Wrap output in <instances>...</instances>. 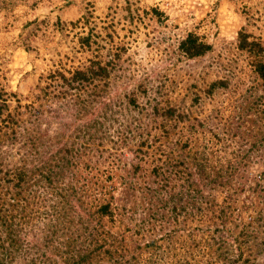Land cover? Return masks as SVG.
I'll return each mask as SVG.
<instances>
[{
	"label": "trees",
	"instance_id": "16d2710c",
	"mask_svg": "<svg viewBox=\"0 0 264 264\" xmlns=\"http://www.w3.org/2000/svg\"><path fill=\"white\" fill-rule=\"evenodd\" d=\"M152 11L157 13L156 10ZM88 40V35L80 37V42L86 47ZM234 43L237 49L246 54L251 73L263 81L264 88V45L250 39V34L242 28L235 33ZM176 49L184 59L195 61L210 52L211 45L188 31L178 40ZM113 66L111 59L104 63L89 59L85 66L72 70L68 76L59 70L48 73L43 89L48 86L51 92L47 89L37 94L38 100L47 99L48 93H51L57 105L45 109L41 106L39 110L29 113L30 117L26 119L29 127L22 123L20 129H16L17 119L13 113L7 112L2 117L7 104L0 101V122H4L0 126V145L6 143L7 148L20 140L25 150V156L6 161V180L13 181L12 185L20 191L26 189L27 195L20 203L22 208H17V203L10 204L18 209L20 217L27 215L44 219V226H40L42 246L39 247L35 240H26L25 236L20 235L22 221L6 214V206L3 208L0 204V264H190L186 257L178 256L187 250L177 254L171 252L169 247L164 250L155 238L134 242L129 248L124 244L122 234L111 231L114 225L123 223L129 217L127 219L131 226L127 231L143 234L159 230L167 238L177 231L175 226L169 227V224H177L179 216L184 220L206 221L201 227L188 224L180 229L184 230L190 241L189 246L198 245L193 237L194 230L208 229L212 231L210 244L218 247L215 250L222 258V264H254L248 257H241L239 248L233 247L224 237L226 227L218 226L225 221L229 204L220 206L212 192L224 189L222 201H227L232 199L237 189L242 190L245 186L234 188L232 184L240 168L245 165V156L239 155L236 159L227 157V135L214 136L217 149L213 150V163L209 162L205 149L192 152V140L185 136L174 140L166 150L157 146L158 156H153L154 161H149L156 160V164L148 171L143 167V156H149V153L142 147L151 145L149 138L142 136L146 126L158 127L160 136L167 137L166 124L186 120L185 127L191 135H204L206 131H214L213 126L218 124L221 113L207 114L204 118L193 117L160 98L150 102L146 97L142 105H138L134 92L95 101L99 90L96 82L108 79ZM90 84L94 86L90 87ZM228 86V78H215L207 83L204 95L211 99L230 88L228 92L231 96L236 90ZM138 91L143 97L147 94L142 87ZM155 92L160 93L156 89ZM261 98L260 94L254 96L246 108L242 105L248 98L241 96L236 105L241 106L243 111L238 116L242 125L223 124L220 126L222 134H231L238 139L245 131L248 135L249 129L243 125L247 109H254L256 117L260 118L263 114L258 107ZM200 99L201 96L195 94L192 103ZM122 103L131 106L127 107L129 112L136 113L129 121L133 131L122 133L117 130V137L112 139L109 127L113 123L128 126V123H124L126 116L121 109ZM226 103V108H237L229 101ZM28 104L26 107L33 108L31 102ZM144 111L145 116H151V119L145 118L147 121L142 125L140 120H143L141 116ZM117 116L122 119L118 120ZM156 117H161V124L154 120ZM152 120L157 126L150 124ZM227 121L231 123L229 119ZM52 123L56 127H52ZM257 128L256 132H252L254 141L250 147L258 146L264 150V128L259 125ZM145 134L148 136L146 129ZM107 140L110 148L104 146ZM239 145L243 144L239 142ZM120 146L125 147L130 156L116 152ZM103 152L106 154L101 156ZM100 158L101 162L98 161ZM136 175L140 176L141 182L135 180ZM22 184L29 186L22 188ZM247 187L249 192L264 197V182ZM33 205L35 208L30 210ZM257 213L258 219H262L264 210L260 209ZM183 241L181 247L185 243ZM222 247L223 251L220 249ZM143 250L147 255L140 258ZM165 255H168V261Z\"/></svg>",
	"mask_w": 264,
	"mask_h": 264
},
{
	"label": "rangeland",
	"instance_id": "374dc122",
	"mask_svg": "<svg viewBox=\"0 0 264 264\" xmlns=\"http://www.w3.org/2000/svg\"><path fill=\"white\" fill-rule=\"evenodd\" d=\"M238 28L249 33L250 39L264 45V0H0V101L7 104L2 117L7 112L13 113L17 119L16 129H20L22 123L29 127L30 123L26 122L29 113L39 110L41 106L45 109L57 105L51 93H48L47 99L38 100V95L44 90L51 92L48 86L43 89L47 83V74L59 70L68 76L72 70L85 66L89 59L102 63L111 59L114 63L108 79L103 80L105 82L95 81L99 89L95 101L134 92L138 105H142L146 97L150 102L160 98L193 117L204 118L207 114L221 113L222 117H218L221 121H218L216 127L214 124V131H206L204 135H191L185 127L186 120L166 124L167 137L160 136L158 127L146 126L148 136L145 129L142 136L149 138L151 145L142 147L149 153V156H143V167L148 171L156 164V160L149 161L153 156H158V149L166 150L174 140L185 136L192 140V152L205 149L209 162L213 163V150L217 149L214 136L229 135L226 136L227 157L236 159L239 155L245 156V165L239 171L242 175L237 174L232 184L234 188L245 186L242 190L237 189L232 199L227 201H222L224 189L212 192L220 206L229 204L223 224L216 220L220 222L218 226L226 227L224 237L233 247L239 248L241 257H248L254 264H264V214L262 219H258L257 213L260 209L264 210V197H258L257 193L247 190L248 185L264 182V150L258 146L250 147L254 141L251 135L257 131V125L264 128V88L263 81L251 73L246 54L235 47ZM188 31L194 32L211 45V51L195 61L184 59L176 49L178 40ZM86 35L90 37L87 47L80 42V37ZM215 78H228V87L233 86L236 91L230 96L228 88L226 93H217L207 99L204 89ZM139 87L144 88L147 93L145 97L139 93ZM155 89L160 92L159 95ZM195 94L200 95L201 99L192 103ZM258 94L262 96L258 107L263 114L257 118L254 109H247L243 125L248 127L249 134L246 135L245 131L239 139L231 134H222L220 126L223 124L242 125L238 116L243 111L241 106L236 105L237 100L246 96L247 102L245 99L246 103L242 106L247 108ZM228 101L237 108L229 106L227 109L225 106ZM30 102L33 105L31 109L26 107ZM127 107L131 106L122 103L121 109L126 116L124 123H128V126L113 123L109 127L112 139L117 137V130L122 133L133 131L129 121L136 113L129 112ZM144 113L141 116L143 120H140L142 125L147 121L145 118L151 119V116L147 117ZM116 118L122 119L121 116ZM154 120L159 125L162 119L156 117ZM156 122L152 120L150 124L156 125ZM3 124L0 122V126ZM51 126L56 127L53 123ZM19 141L7 148L6 143L0 145V204L3 208L6 206V214L22 221L23 230L20 235L25 236L26 240H35L41 247L40 226H44V219L27 215L20 217L18 209H13L10 204L17 203V208H22V198L27 196L26 189L20 191L14 187L13 181L6 180L8 177L4 173L6 161L25 156ZM239 142L243 145L240 146ZM104 144L110 148L108 140ZM157 146L160 148L156 150ZM118 151L122 156H130L125 147H118ZM160 158L164 159L163 156ZM135 180L141 182L140 176ZM26 185L22 184V188ZM34 208L33 205L30 210ZM28 210L29 207L26 208ZM127 218L123 223L114 225L111 231L122 234L124 244L129 248L134 242L155 238L164 250L169 247L176 254L187 250L178 256L186 257L190 264H222V258L215 250L218 247L210 244L212 231L200 228L194 230L193 237L198 241L197 246H189L190 241L184 230L180 231L188 224L203 226L206 221L202 219L190 221L179 216L177 224H169V227L175 226L177 231L166 238L163 237L164 232L159 230L143 234L127 231L131 226ZM182 241L185 243L181 247ZM220 249L223 251V247ZM144 251L140 258L147 255ZM167 257L165 255V260Z\"/></svg>",
	"mask_w": 264,
	"mask_h": 264
}]
</instances>
